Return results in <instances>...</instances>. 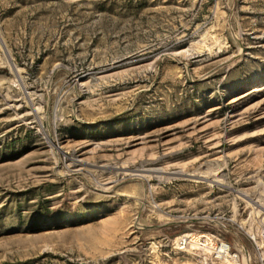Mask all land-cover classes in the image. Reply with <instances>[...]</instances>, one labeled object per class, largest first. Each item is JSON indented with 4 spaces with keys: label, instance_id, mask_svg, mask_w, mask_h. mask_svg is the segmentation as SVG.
<instances>
[{
    "label": "rangeland",
    "instance_id": "rangeland-1",
    "mask_svg": "<svg viewBox=\"0 0 264 264\" xmlns=\"http://www.w3.org/2000/svg\"><path fill=\"white\" fill-rule=\"evenodd\" d=\"M261 229L264 0H0V264H264Z\"/></svg>",
    "mask_w": 264,
    "mask_h": 264
},
{
    "label": "built area",
    "instance_id": "built-area-1",
    "mask_svg": "<svg viewBox=\"0 0 264 264\" xmlns=\"http://www.w3.org/2000/svg\"><path fill=\"white\" fill-rule=\"evenodd\" d=\"M187 235H181L175 238L174 245L177 249L183 250L188 247L203 248L210 246L213 257L216 260H230L236 257V255L231 252L227 243L219 239L212 242V235L209 236L207 234H201L197 235L196 237L192 236L193 234ZM248 238L254 244L256 249H258V243H264V229H261L260 232L256 234V236H248Z\"/></svg>",
    "mask_w": 264,
    "mask_h": 264
},
{
    "label": "bare ground",
    "instance_id": "bare-ground-1",
    "mask_svg": "<svg viewBox=\"0 0 264 264\" xmlns=\"http://www.w3.org/2000/svg\"><path fill=\"white\" fill-rule=\"evenodd\" d=\"M75 163H77V164H79L80 163V161H76ZM148 172V171H147ZM156 173L158 172V171H155ZM154 174V173H153ZM175 175V174H174ZM188 236V235H187Z\"/></svg>",
    "mask_w": 264,
    "mask_h": 264
}]
</instances>
